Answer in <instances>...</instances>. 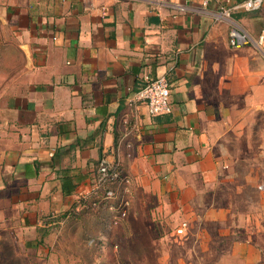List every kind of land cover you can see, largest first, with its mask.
Instances as JSON below:
<instances>
[{
	"label": "crops",
	"instance_id": "1",
	"mask_svg": "<svg viewBox=\"0 0 264 264\" xmlns=\"http://www.w3.org/2000/svg\"><path fill=\"white\" fill-rule=\"evenodd\" d=\"M241 1L0 0V264H63L48 217L89 207L103 156L142 251L187 221L205 264H264V46L230 47L216 17ZM231 15L255 37L264 0ZM145 75L169 111L128 104Z\"/></svg>",
	"mask_w": 264,
	"mask_h": 264
},
{
	"label": "rangeland",
	"instance_id": "2",
	"mask_svg": "<svg viewBox=\"0 0 264 264\" xmlns=\"http://www.w3.org/2000/svg\"><path fill=\"white\" fill-rule=\"evenodd\" d=\"M100 213L91 207L79 211L69 209L59 215L58 220H49L52 227L64 231L63 264H205L217 257L215 251H201L198 243L191 251L192 239L174 234L179 223L173 220L165 222L155 237L159 239L154 245L156 251H142L143 238L137 240L128 235L122 226L109 228ZM101 235L107 238L103 250L98 243L88 244L91 238Z\"/></svg>",
	"mask_w": 264,
	"mask_h": 264
},
{
	"label": "built area",
	"instance_id": "3",
	"mask_svg": "<svg viewBox=\"0 0 264 264\" xmlns=\"http://www.w3.org/2000/svg\"><path fill=\"white\" fill-rule=\"evenodd\" d=\"M164 2V0H159ZM208 0H203L204 4ZM231 0H225L229 3ZM180 10L182 7L174 4ZM263 5V0H243L232 6L221 5L216 14L218 20L228 24L227 43L230 47L239 48L254 45L261 49L264 46V27L253 37L231 16L234 10L257 11ZM143 86L128 100V104H144L149 114H161L170 110V84L166 76L150 77L145 75ZM130 177L116 163H110L103 156L98 159L96 176L90 193V205L93 210L105 211L106 222L110 227H116L127 215L130 207ZM88 198V197H87ZM86 199V198H85ZM48 219H54L51 215ZM51 222V221H50ZM188 228L187 221H181L174 229V234L185 237ZM107 238L103 235L89 240L90 245L97 244L101 250L105 248ZM116 246V245H115Z\"/></svg>",
	"mask_w": 264,
	"mask_h": 264
}]
</instances>
